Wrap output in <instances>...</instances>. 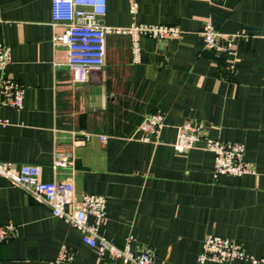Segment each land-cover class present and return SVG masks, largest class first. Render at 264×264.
Segmentation results:
<instances>
[{
  "label": "crops",
  "instance_id": "1",
  "mask_svg": "<svg viewBox=\"0 0 264 264\" xmlns=\"http://www.w3.org/2000/svg\"><path fill=\"white\" fill-rule=\"evenodd\" d=\"M51 7L52 0H0V43L12 49L7 74L25 89L23 109L0 107V161L37 165L45 182L72 179L77 200L105 196L101 233L119 247L130 240L132 249L153 248L156 264H201L208 235L264 257V0H107L101 25L177 26L183 35L142 36L137 63L129 35L107 34L104 65L86 83L72 81L66 47L54 41L65 28L53 25ZM207 23L240 34L234 54L205 48ZM156 110L166 118L161 140L141 142L139 126ZM185 121L210 138L243 143L256 174L215 176L204 141L176 152ZM83 134L89 140L76 144ZM57 155L73 164L54 170ZM0 221L15 226L0 264H48L62 247L74 259L59 264H96L78 230L4 178Z\"/></svg>",
  "mask_w": 264,
  "mask_h": 264
},
{
  "label": "built area",
  "instance_id": "2",
  "mask_svg": "<svg viewBox=\"0 0 264 264\" xmlns=\"http://www.w3.org/2000/svg\"><path fill=\"white\" fill-rule=\"evenodd\" d=\"M107 12V0H52L51 15L54 26L65 28L61 36L54 38L67 50V66L75 83H86L93 71L102 69L105 61V39L110 33L127 34L132 38V55L135 62L141 60L140 38L152 37L161 41L177 39L183 31L177 26L146 25L133 23L128 27H109L100 24ZM136 13V5L131 7ZM1 22V18H0ZM200 35L205 48L216 53L234 54L235 41L240 34L223 33L211 23L205 24ZM12 62V49L0 43V107L23 109L24 87L7 74ZM235 66L229 65L234 71ZM165 114L156 110L146 115L139 126V140L144 143H158L166 126ZM7 124L8 121H1ZM90 136L83 134L77 137L76 144H84ZM106 141V137H101ZM204 141L205 149L213 154V171L215 176L254 175L256 171L245 158L246 147L243 143L215 139L205 136V131L185 121L178 125L173 148L178 153H187ZM73 164L69 155H57L53 169L67 168ZM0 178H4L32 196L39 203L49 207L54 217L62 219L71 228L81 233L84 245L96 254V264H156L155 251L143 246L132 249L130 240L124 247H119L101 233V226L106 218L107 199L103 195L83 194L75 198L72 179L45 182L41 178V169L37 165L16 164L11 161H0ZM15 231L12 222L0 221V245L8 242ZM74 254L62 247L56 260L48 264L70 263ZM236 260H246L250 264H264V257L256 258L247 255L241 245L232 239L218 235L205 237L199 263L212 261L216 264H230Z\"/></svg>",
  "mask_w": 264,
  "mask_h": 264
},
{
  "label": "water",
  "instance_id": "3",
  "mask_svg": "<svg viewBox=\"0 0 264 264\" xmlns=\"http://www.w3.org/2000/svg\"><path fill=\"white\" fill-rule=\"evenodd\" d=\"M249 29H250V30H257V29H255V28H251V27H250Z\"/></svg>",
  "mask_w": 264,
  "mask_h": 264
}]
</instances>
